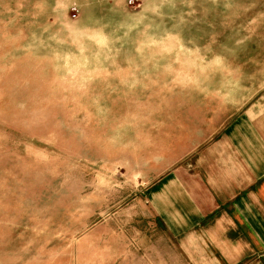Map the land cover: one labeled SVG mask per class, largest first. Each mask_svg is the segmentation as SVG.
<instances>
[{"label":"crops","instance_id":"obj_1","mask_svg":"<svg viewBox=\"0 0 264 264\" xmlns=\"http://www.w3.org/2000/svg\"><path fill=\"white\" fill-rule=\"evenodd\" d=\"M73 8L79 18L64 25L98 50L119 44L126 27L106 20L143 11L128 0ZM209 20L191 42L166 23L132 42V63L87 65V84H124L132 98V139L98 158L107 173L126 175L129 204L114 209L119 218L86 225L74 264H264V9L243 22L240 41L218 42Z\"/></svg>","mask_w":264,"mask_h":264},{"label":"rangeland","instance_id":"obj_2","mask_svg":"<svg viewBox=\"0 0 264 264\" xmlns=\"http://www.w3.org/2000/svg\"><path fill=\"white\" fill-rule=\"evenodd\" d=\"M72 1L0 0V264H74L86 225L119 218L114 209L129 204L126 175L107 173L98 158L132 139V98L124 84H87L92 59L130 64L144 31L167 23L191 42L212 17L218 42L240 41L243 22L264 9L262 0H128L142 13L106 20L126 27L119 44L98 50L64 25L79 18ZM102 204L111 210L97 211Z\"/></svg>","mask_w":264,"mask_h":264},{"label":"built area","instance_id":"obj_3","mask_svg":"<svg viewBox=\"0 0 264 264\" xmlns=\"http://www.w3.org/2000/svg\"><path fill=\"white\" fill-rule=\"evenodd\" d=\"M77 14H78V10L77 9H74L73 10V17L76 18L77 17Z\"/></svg>","mask_w":264,"mask_h":264}]
</instances>
